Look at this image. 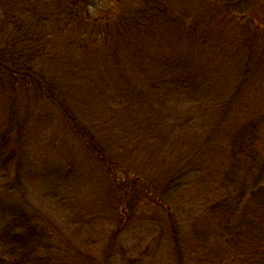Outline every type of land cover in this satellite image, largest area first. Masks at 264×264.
<instances>
[{"label":"trees","instance_id":"obj_1","mask_svg":"<svg viewBox=\"0 0 264 264\" xmlns=\"http://www.w3.org/2000/svg\"><path fill=\"white\" fill-rule=\"evenodd\" d=\"M177 18L197 31L202 28L185 13ZM180 50L167 37L157 44V52H138L129 69L117 71L120 84L117 80L110 92L83 91L80 79L76 87L79 93L72 103L62 94L51 93L50 82L30 69L27 60L25 67L17 70L16 61L5 64L1 56L0 69L13 78L16 74L15 90H35L31 93H37L38 99H47L46 106L42 104L35 113L36 105H29L17 124L18 97L8 107L10 117H6L0 136V177L5 186L27 191L28 184L42 180L59 203L63 196L73 194L71 186L83 179L87 165L102 188L109 186L108 194L118 205L114 207L116 220L106 222L82 209L86 216L77 214L76 229L68 233L67 227H61L65 232L53 228V222L46 218L47 209L23 203L1 229L0 264H75L80 251L105 242L102 237L108 230L103 264H118L126 259L118 245V221L143 222L145 204L149 212L162 209L167 216L162 236L174 246L177 264H195L200 255L197 264H264V203H256L264 193V112L256 106L238 105L243 99L254 102L250 94L261 91L253 87L255 74L250 64L254 59L247 57L249 69L246 67L235 82L218 81L197 67V57ZM70 57L83 68L77 71H83V77L90 73L88 56L77 53ZM128 70L135 73L132 82L127 78ZM74 107L93 111L90 115L99 124L94 135L74 121ZM220 122L228 126L231 155L229 159L221 157V162L212 137L221 132ZM65 123L77 125L79 142L90 148L94 163L88 162L68 138ZM204 128L208 129L206 135ZM102 138H109V145ZM44 157L53 164H46ZM179 204L182 207L177 212ZM184 228L196 231L199 239L192 246ZM200 229L210 231V247L203 246L206 242L201 235L205 233ZM149 248L129 263L148 260Z\"/></svg>","mask_w":264,"mask_h":264},{"label":"rangeland","instance_id":"obj_2","mask_svg":"<svg viewBox=\"0 0 264 264\" xmlns=\"http://www.w3.org/2000/svg\"><path fill=\"white\" fill-rule=\"evenodd\" d=\"M0 5L2 62L10 65L16 61L17 66L14 68L20 70L19 66L25 67L27 60L30 69H35L50 82L48 84L51 93L62 94L69 103L78 96L79 91L76 87L80 86V79L83 91L110 92L113 84H116L117 80L119 82L118 70L129 69L132 58H136L139 53L150 55L157 52V44L168 37L182 49L179 52L197 57L199 59L197 67L218 81L221 78L234 79L235 82L246 67L249 69L247 57L251 56L254 59L250 64L255 74L254 91L257 89L261 91L250 94L254 102L243 99L238 105L251 109L256 106L264 112V0H166L164 7L163 0H147L146 4L144 0H0ZM157 7H161V10H154ZM181 13L189 15V20L202 28L197 31L181 23L177 18ZM191 44L193 51L190 50ZM67 45L70 47L69 50L66 49ZM77 53L83 54L84 58L88 56L91 62L87 66L91 68L90 73L85 77L82 76L83 71L77 72L83 68L75 65L76 60L70 57ZM6 73L0 69V136L6 127V117L8 115L10 117L8 107L13 105L16 97L18 105L15 108L17 111V115L14 116L15 124L26 114L29 105L33 107L36 105L35 110H32V113H35L42 104L46 106L47 100L38 99L37 93H31L35 90L26 91L24 87L15 90V87L18 88L16 74L13 78L10 72ZM134 77L135 73L128 70L129 82H132L131 78ZM181 105L188 104L182 102ZM73 109L76 114L74 121L83 124L86 131L89 129L88 132L94 135L99 124L90 115L93 111L84 112L76 107ZM228 119L234 122L231 118ZM223 123L220 122L221 132L212 136L215 138L213 146L217 150L219 162L221 157L229 159L231 156L226 137L229 129ZM76 127L77 125L66 123L64 125L65 132L74 146L83 152L82 155L88 162H93L88 150L90 148L86 149L79 142L80 131ZM202 133L206 135L208 129L204 128ZM96 135L99 136L97 133ZM102 141L108 145L110 143L109 138H102ZM116 142L114 139L115 144ZM43 161L48 165L54 162L46 157ZM262 166L264 168V156ZM82 176L83 179L76 187L71 186L75 188L73 194L63 196L59 203L53 200L50 190L42 180L28 184L26 191L14 189L12 185L5 186V179L1 180L0 177V232L7 224L10 218L8 216L17 211L23 203L34 205L42 211L47 209L46 218L53 222V228L65 232L67 227L68 233L69 230L76 229L77 214L85 215L84 211L101 216L105 222L108 219L116 220L114 207L118 204L108 194L109 186L102 188V182L94 176L87 165L86 172L82 171ZM2 183L5 187H2ZM63 192L57 195H62ZM49 194L52 198H48ZM257 201V204L264 203V193L259 195ZM181 207L179 204L175 210L178 212ZM74 208L77 213L73 212ZM143 209L146 214L143 222L134 223L127 218L118 221L117 228L120 231L118 245L121 244L125 253L123 258L126 257L118 264H130V259L135 260L148 247H151L148 253L150 257L141 264H177L174 246L162 236L163 229L167 230L164 226L167 217L164 211L160 209L149 212L146 204ZM183 230L192 246L194 240L199 239L196 237L195 229H191L193 232L185 228ZM206 230L200 229L205 233L201 235L202 242H206L203 246L210 247V231ZM110 233L108 230L102 237L105 242L98 243L99 245L92 247L94 248L92 250L80 251L81 255L72 261L75 264H103V253L107 250L105 247ZM154 239L156 242L153 243ZM202 256L200 255L199 260ZM198 261L196 260L195 264ZM186 264H191V261Z\"/></svg>","mask_w":264,"mask_h":264}]
</instances>
